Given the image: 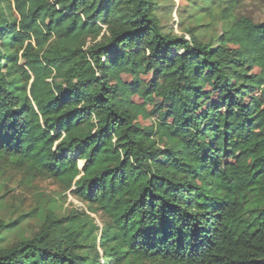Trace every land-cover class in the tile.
Here are the masks:
<instances>
[{
	"label": "trees",
	"instance_id": "16d2710c",
	"mask_svg": "<svg viewBox=\"0 0 264 264\" xmlns=\"http://www.w3.org/2000/svg\"><path fill=\"white\" fill-rule=\"evenodd\" d=\"M209 6L205 40L158 0H0V166L104 217L1 220L0 264H264V22Z\"/></svg>",
	"mask_w": 264,
	"mask_h": 264
},
{
	"label": "rangeland",
	"instance_id": "374dc122",
	"mask_svg": "<svg viewBox=\"0 0 264 264\" xmlns=\"http://www.w3.org/2000/svg\"><path fill=\"white\" fill-rule=\"evenodd\" d=\"M165 31L181 35L184 28L199 26V35L209 40L214 34L221 33L222 25L210 19L193 21L191 16L201 8H224L228 0H158ZM239 7L235 12L237 17L246 16L255 23L264 22V0H238ZM189 13V14H188ZM54 208L58 215L67 216L74 210H83L101 224L104 217L94 208L90 209L80 199L66 193L64 188L53 180L31 179L23 172L12 166H0V221L5 224L19 222L17 228L2 233L5 239L4 247L20 241L22 238L33 236L40 222L33 216L35 209ZM32 215V216H31ZM24 217V218H23ZM150 264V263H148Z\"/></svg>",
	"mask_w": 264,
	"mask_h": 264
}]
</instances>
